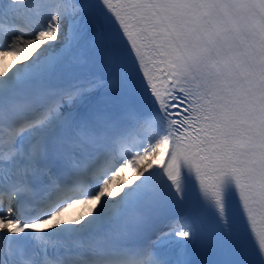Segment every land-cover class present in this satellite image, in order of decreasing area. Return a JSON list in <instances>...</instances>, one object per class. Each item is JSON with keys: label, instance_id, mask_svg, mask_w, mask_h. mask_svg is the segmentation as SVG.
Returning <instances> with one entry per match:
<instances>
[{"label": "bare ground", "instance_id": "obj_1", "mask_svg": "<svg viewBox=\"0 0 264 264\" xmlns=\"http://www.w3.org/2000/svg\"><path fill=\"white\" fill-rule=\"evenodd\" d=\"M18 1H24L17 7L22 11L29 10L34 3L33 0ZM53 1L64 6L76 7V11H79L81 6L80 0ZM64 23H66L67 27L66 34H64V38L59 40V43L52 47H40L38 41H45L48 37L44 34H35L30 42L18 47L11 45L6 50L0 51V90L13 89V91H18L26 83L60 67L65 61L78 59L84 53L87 45L94 42L99 36L98 28L94 26L84 27L80 12L72 15L66 9L62 15L56 16L53 20L51 17L44 18L42 27L52 32L55 31L56 25L61 26ZM38 52H42L40 56H37ZM104 81V76L100 74L83 76L80 79V90L73 93L68 101L58 98L57 101L60 104L56 105L58 106L56 116L49 121H47V116L40 119V122L37 123L36 135L29 141L31 147H36L40 138H44L51 131L56 130L62 136L67 135L71 129L72 122L84 116L92 107L96 106V103L97 106H100L101 95L95 87ZM51 113L53 111L48 114V117L51 116ZM146 117L151 118L153 121L155 120L156 127L161 126V117L157 111H147ZM158 137L160 138V136ZM126 142L127 140L117 142L116 150L122 149ZM128 159L133 164L131 156H128ZM154 164L153 161L150 165L146 162L141 168H137L138 174L134 180L130 178L133 174L132 171L126 182L119 181L118 184L111 185V180L116 175H122L123 168H121L107 182L101 184V190L97 191V195L91 196L92 198L86 199L84 202L79 200L67 206L54 217L51 224L59 225L65 218L68 219L72 216L71 214L79 215L76 223L83 220L84 215H87V213L81 214L77 211L80 210V207L84 208L83 204L85 203L90 205L88 212L96 211L99 214V219L102 216H109L121 207L131 208L142 195L144 188L151 184ZM85 188L86 193H88L92 191L94 186L87 185ZM107 190L109 193H106ZM15 202L16 200L10 198L6 200L8 205H12ZM87 221L96 222L97 220L88 219ZM171 221L174 222L175 228L172 230L170 228V232L154 248L156 256L152 264H190L192 261L193 246L191 240L192 233L197 232L196 223L191 219L190 215L182 214V212L174 214Z\"/></svg>", "mask_w": 264, "mask_h": 264}, {"label": "rangeland", "instance_id": "obj_2", "mask_svg": "<svg viewBox=\"0 0 264 264\" xmlns=\"http://www.w3.org/2000/svg\"><path fill=\"white\" fill-rule=\"evenodd\" d=\"M42 32H43L44 35H46V37H48V39L45 40V41H38L40 47H43V46H47V47H50L51 46L52 47L53 45H56V43H59V38H62L63 37L64 28H63V26H56L54 32L53 31L52 32L51 31H47V30H43ZM41 53L42 52H38L37 53L38 54L37 56H40ZM131 171L132 170L130 168L125 167L124 170H123V172H122V175H116L115 178L111 181V185L118 184L119 181L120 182L121 181L122 182H124V181L126 182V178H127L128 174L131 173ZM106 193H109V191L107 190ZM89 206L90 205L85 204L84 205V208L82 210L87 209ZM87 218L88 219H95V220H97L99 218V214L96 211H93V212L91 211V212H88L87 215L84 216V219L85 220ZM87 222H89V221H87ZM87 222L82 220L78 224H80V223H87Z\"/></svg>", "mask_w": 264, "mask_h": 264}]
</instances>
